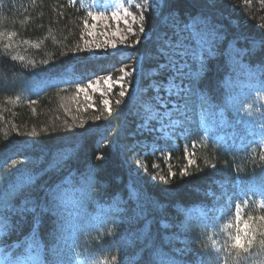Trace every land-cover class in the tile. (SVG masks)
<instances>
[{
    "label": "trees",
    "instance_id": "16d2710c",
    "mask_svg": "<svg viewBox=\"0 0 264 264\" xmlns=\"http://www.w3.org/2000/svg\"><path fill=\"white\" fill-rule=\"evenodd\" d=\"M160 4L159 10L149 7L144 12L140 43H135V36L129 39L130 52L140 57L141 73L131 77L134 86L123 98L115 89L109 114L99 95L93 96V107H87L76 87L108 75L116 78L118 69L132 61L120 55L90 57L83 40L84 21L90 24L91 18L83 2L0 0V198H7L4 215L14 225L12 232L0 237L6 251L13 245L26 246L33 228L45 250L51 247L57 217L45 208H50L49 193L58 188L66 189L70 197L93 200L87 212L107 216L99 231L81 235L78 250L101 258L116 255L117 264H160L162 259L210 264L214 252L209 237L222 244L226 236L195 208L231 198L243 206L245 218L264 215L259 207L264 201V139L251 135L257 141L239 144L236 136L218 140L214 132H206L200 124L202 115L221 117V107L210 108L197 94L222 106L229 94L225 82L238 76L237 60L256 74L255 79L240 77L258 84L264 71V0H160ZM177 16L206 19L218 30L216 56L202 57L206 71L195 82H184L193 89L187 101L169 97L183 106L184 114L179 128L166 136L159 120L148 116L145 104H155L157 94L166 97L163 88L172 73L163 67L164 52L166 42L175 40ZM153 84L160 90L154 92ZM251 94L244 97L245 106L254 104L264 120V108L254 95L249 99ZM223 115L233 122L239 118L232 109ZM189 158L196 163L181 176ZM169 165L174 177L168 175ZM24 178H31V183L14 192ZM140 206L146 211L137 219ZM73 211L69 207L65 217L70 219ZM123 240L127 245L122 247Z\"/></svg>",
    "mask_w": 264,
    "mask_h": 264
},
{
    "label": "snow or ice",
    "instance_id": "6c2138e0",
    "mask_svg": "<svg viewBox=\"0 0 264 264\" xmlns=\"http://www.w3.org/2000/svg\"><path fill=\"white\" fill-rule=\"evenodd\" d=\"M75 2V0H73ZM169 0H165L168 3ZM136 9H139V15L129 11L126 7L117 6L110 13L105 11H89L88 17L91 18L93 23L88 24V21H84L85 35L92 39L83 40L84 49L89 51L93 47L106 48L111 47L116 49L118 43L125 45L129 35L135 36V43L139 44L140 34L145 33V16L144 12L153 7L159 10L161 7L160 0H143L142 3H136ZM112 21L113 23H110ZM121 23L124 27H121ZM98 25L100 30L97 31ZM133 25L138 26V31H135ZM175 31L172 40L167 41V50L164 52L167 57V64L163 67L172 73L169 77L166 92L169 96L175 95L178 98H187L192 94L193 89L190 86H185L184 82L188 81L190 84L195 82V77L201 75V71H206L204 60H206L211 51L212 46L215 43L218 30L211 29L208 21L199 17H189L187 19H181L177 16L173 25ZM103 37L98 40L97 37ZM83 39V37H82ZM264 45V41H262ZM126 47H132V45H125ZM79 48V46H77ZM83 50V49H80ZM239 55H242L239 54ZM202 57L204 60H202ZM15 59V57H14ZM23 59V57H19ZM198 61L200 62L198 67ZM235 64H239L240 68L246 73L250 79H255V72L247 65L240 64L239 61H235ZM120 75L113 79L112 75L103 77V85L101 80L97 79L93 82H89L84 85H77L76 94L79 96L83 93L84 100L87 101V107H93V97L89 94V90L92 93H99L100 102L103 104L104 109L111 114L112 107L109 99L107 98L109 93L113 92V89L119 87L118 95L123 98L126 95V86L128 81L127 77L132 75L133 71L126 70L125 67L118 69ZM261 77L258 84H242L240 81L232 82L226 81L225 85L229 88V94L224 99L222 106L213 105L211 98L199 94L200 99L209 104L210 108L221 107L219 115L223 117L224 110L232 109L236 111L240 116V123L245 124L248 127L258 131L261 138H264V127L257 125L254 120L256 113L255 105L248 103L245 107L244 97L248 94V91L255 96V100L259 103L260 108H264V71L261 72ZM239 89V91H235ZM160 89L157 88V91ZM75 98V97H74ZM117 105L121 103V100H116ZM179 111L180 109H175ZM241 110H243L241 112ZM171 113L164 112L161 115V119L170 116ZM75 119V118H74ZM96 120L100 117L96 116ZM150 119H156V115L150 117ZM179 121H174L173 124H179ZM223 123V121H221ZM264 123V120L261 121ZM80 127H83V122L80 123ZM214 127V125H209ZM187 151V150H186ZM99 159L103 160L104 157L100 156ZM264 159V156L261 157ZM170 159V157H169ZM139 166V161L137 162ZM196 162L193 159H188L187 164L181 169L180 175L187 176L188 168L194 165ZM154 168L158 165L154 164ZM213 168L216 165H212ZM169 177H174L175 172L171 170L169 165ZM156 177L153 176V179ZM159 179L164 183H167V179L164 176H160ZM71 179L68 183H71ZM88 178H85V183H88ZM31 183V178H24L13 190L19 191L25 185ZM83 191V189H81ZM133 198L138 199V193L133 191ZM50 196V208H45V211H52L53 215L57 217L56 228L52 233L53 244L46 251L44 246L39 241L36 229L33 228L32 236L29 240L25 241L26 246L13 245L11 250L6 251L3 245V241H0V264H117V256L110 255L100 257L98 255H83L78 249L80 248V237L85 232L91 235V231H99V229L106 223L107 216L104 213L90 214L87 212V207L94 203L93 200L87 201L79 200L74 196H69L66 189L58 188L55 191L49 193ZM247 202L245 201V204ZM9 207L7 198H0V237L8 235L14 230L9 217L4 215V210ZM73 208L74 211L69 213L70 219L65 217L64 212L69 208ZM261 209H264V201L259 204ZM34 211V209H29ZM146 209L140 206L136 211V218L140 219L144 216ZM202 218H205L204 212L198 213ZM121 219H126L122 216ZM116 222L115 220L113 221ZM38 223V222H37ZM167 227L166 224L163 225ZM215 227V224H213ZM220 231L226 236V239L221 244L219 241L213 240L209 237L211 248L214 255H210V264H264V215L253 217L248 215L246 218L243 214V209L240 204L235 206V214L233 219L220 225ZM127 240L121 241V246H126ZM24 247L23 253H19L18 249ZM110 251V250H109ZM15 257V258H14ZM150 264V262H149ZM160 264H177L175 260H161ZM201 264H204L201 261Z\"/></svg>",
    "mask_w": 264,
    "mask_h": 264
},
{
    "label": "rangeland",
    "instance_id": "374dc122",
    "mask_svg": "<svg viewBox=\"0 0 264 264\" xmlns=\"http://www.w3.org/2000/svg\"><path fill=\"white\" fill-rule=\"evenodd\" d=\"M81 2H83L84 6L88 9V11H105L106 13H110L112 10H114L117 6L120 7H126L129 9V11L134 12V14L139 15L138 11H140L139 9L135 8V4L136 3H142L143 0H80ZM149 3H152V0H149ZM133 8H135V11L133 10ZM93 23V21L91 20L90 24L91 25ZM110 23H113L112 21H110ZM121 27L123 28L124 25L121 23ZM133 28L135 31L138 30V26L137 25H133ZM100 30V26L98 25L97 31ZM132 35H129L128 40L125 42V45H131V43L129 42V39ZM85 39H92L91 37L85 35ZM84 39V40H85ZM98 40L103 39V37H97ZM174 42V41H173ZM125 45H120L118 43V46L116 49H112L110 46L106 47V48H95L93 47L91 51L87 50L89 52V55L91 58H97V59H102L107 57V55H120L121 58H127L130 59L132 62L131 64H128L127 66H124L126 68V70L131 71L132 69H136V71L132 72V75L130 77H127L126 80L128 81L127 86H126V93L132 90V87L134 86V84H132L133 81H131V77L132 76H137L141 73V60L140 57H135L133 56V54L130 52L132 47H126ZM215 46H212V51L210 53L209 56L211 57H215L216 56V52H215ZM240 64H244L247 65L246 63H243L242 61H239ZM167 64V63H165ZM164 64V65H165ZM248 66V65H247ZM242 74H244L243 77H248L246 75V73L240 68L239 64L237 67V75L232 78V82L235 81H240L242 84L247 85L248 82L245 81L242 77H240ZM170 77V76H169ZM113 79H115L113 77ZM101 80V85H103V78L100 79ZM169 80V78H168ZM167 82L164 84V91L166 94V97L164 98L162 94H157L156 97L154 98L155 100V104H152L151 102H146L145 104V109L148 111V116L152 117L153 115H156V118L159 120V122L161 123V129L163 131V133L168 136L169 133L173 132L174 129H178L179 128V124H173L174 121H181L180 116L184 114L183 112V106L176 102V100H169V95L166 92V88H167ZM255 84V83H253ZM152 87L155 89L154 92L157 91L158 86H155L154 84L152 85ZM119 88V87H116ZM113 89V92L115 91V89ZM142 91V90H140ZM237 92L239 91L236 90ZM112 92V93H113ZM112 93H109L108 95V99L110 101V96L112 95ZM89 94L92 95V97L94 95H99V93H92L91 90H89ZM253 94H251L249 96V99H251V96ZM81 97L84 99L83 93H81ZM94 102V99H93ZM111 103V101H110ZM158 106V107H157ZM246 107V106H245ZM175 109H180L179 111L174 110ZM243 110H241L242 112ZM164 112H169L171 113L170 116L168 117H164L163 119H161V115ZM226 115H223V117H219L216 116L217 118L213 117L210 114H203L202 118H201V126H203L205 128L206 132H214L216 134V138L218 140H232V138L234 136H236L237 140L239 141V144H243L242 142L244 140H247V144H249L252 140L253 141H257L256 138H252L250 137L251 135H257L259 134L258 131H255L253 128L246 126L245 124L240 123V116H238V120H236L235 122H233L231 120V118L229 117H225ZM254 120L255 123L257 125H261V121H262V115L259 113H255L254 115ZM217 121V122H216ZM221 121H223V123H221ZM209 125H214V127H209ZM264 139V138H263ZM264 142V140H263ZM138 168L140 170H144L145 169V165L144 163H142L141 161H139V166ZM237 205V202L234 201L231 198H227L219 203H217L214 206H210V207H197L194 209L195 213H199V212H204L206 214V218L212 222V224H215V228L216 229H220V225L228 222L229 220L233 219L234 214H235V206ZM241 205V204H240ZM241 207L243 208V206L241 205Z\"/></svg>",
    "mask_w": 264,
    "mask_h": 264
}]
</instances>
